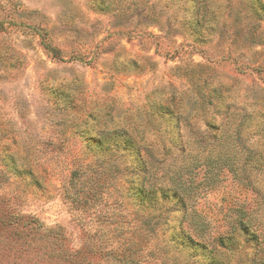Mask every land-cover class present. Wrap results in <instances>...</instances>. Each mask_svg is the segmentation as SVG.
<instances>
[{
  "label": "rangeland",
  "instance_id": "obj_1",
  "mask_svg": "<svg viewBox=\"0 0 264 264\" xmlns=\"http://www.w3.org/2000/svg\"><path fill=\"white\" fill-rule=\"evenodd\" d=\"M0 198L138 264H264V0H0Z\"/></svg>",
  "mask_w": 264,
  "mask_h": 264
},
{
  "label": "trees",
  "instance_id": "obj_2",
  "mask_svg": "<svg viewBox=\"0 0 264 264\" xmlns=\"http://www.w3.org/2000/svg\"><path fill=\"white\" fill-rule=\"evenodd\" d=\"M201 6H204L202 3ZM199 22V20H198ZM75 176V175H74ZM78 202V200H77ZM149 218V217H148ZM144 218L146 230H152L151 220ZM149 221V222H148ZM40 223L33 216L20 214L18 208L9 199L0 198V264H138V255L134 253L139 249L134 243L125 245L119 252L105 250L103 243L89 245L88 241L72 238L62 230L48 228L41 229ZM188 227V226H187ZM190 243L203 246L211 245L217 241L226 247L224 239L230 236L210 237L192 235L188 228L183 227ZM185 235V234H184ZM101 239V235L97 240ZM80 240V241H81ZM204 241V242H202ZM145 241L139 244L143 246ZM138 244V243H136ZM213 251V249H212ZM137 253V252H136Z\"/></svg>",
  "mask_w": 264,
  "mask_h": 264
}]
</instances>
